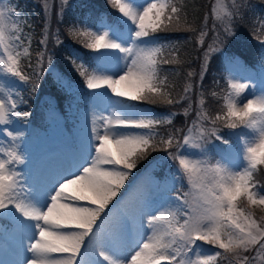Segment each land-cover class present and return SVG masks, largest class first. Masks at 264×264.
I'll list each match as a JSON object with an SVG mask.
<instances>
[{
    "label": "snow or ice",
    "instance_id": "1",
    "mask_svg": "<svg viewBox=\"0 0 264 264\" xmlns=\"http://www.w3.org/2000/svg\"><path fill=\"white\" fill-rule=\"evenodd\" d=\"M109 2L118 14L96 13L89 25L69 29L90 51L81 55L79 49L66 50V59L92 90V100L103 102L107 114H93L90 136L66 167L29 183L22 171L27 162L21 149L24 134L7 127L28 119L27 113L18 110L23 98L13 91L16 85L9 77L24 83L31 80L21 70V57L31 55V38H25L27 47L17 50L24 41L16 10L0 0V125L5 126L0 134L7 138L6 146H0V214L6 213L29 241L30 256L23 264H216L217 258L228 264H254L257 257L245 253L264 252V216L257 220L237 205L244 199L250 206H264V191L255 179L257 174L264 175V89L246 98L242 94L251 86L229 77L222 112L212 116L203 111L201 97L196 120L182 137L172 132L162 135L160 126L171 124L174 114L161 117L139 105L174 104L188 98L191 86L184 88L179 99L169 98L160 65L172 60L165 58L164 47L154 36L179 30L182 9L172 0ZM220 7L222 15L216 19L230 33L235 13ZM55 39L62 43L58 36ZM39 43L47 48V32ZM44 61L45 52H39L41 71ZM47 63L51 70L50 56ZM229 63L237 61L230 58ZM64 78L60 72L58 81ZM36 87L33 84L32 90ZM188 111L185 108L184 114ZM220 121L223 127L240 129L230 133L237 137L234 151L230 139L220 134ZM212 137L227 146L215 163L203 149ZM182 145L201 149L200 157L182 153ZM161 150L176 165L169 191L177 183L183 186L185 180L191 191L173 196L158 208L141 206L135 217L139 227L132 238L127 216L113 214L120 203L116 198L138 163ZM198 241L216 250H205Z\"/></svg>",
    "mask_w": 264,
    "mask_h": 264
},
{
    "label": "trees",
    "instance_id": "2",
    "mask_svg": "<svg viewBox=\"0 0 264 264\" xmlns=\"http://www.w3.org/2000/svg\"><path fill=\"white\" fill-rule=\"evenodd\" d=\"M25 9L34 19L31 30L35 35V43L31 47V55L21 60V70L24 75L30 76L31 80L27 87L38 84L36 91L39 97L45 93L58 101L59 107L66 106L68 94L63 92L51 77L48 71L47 57H51L53 67L69 76L80 77L74 71L72 65L66 59L67 49H79L84 54L88 49L74 39L69 34V29L85 22L87 15L100 13L102 10L111 11L112 7L109 0H22ZM216 0H176L178 7H181V27L179 30H167L157 32L170 37L169 42L164 46V56L172 60L171 63L161 64V76L167 78L169 85L167 91L169 98L179 99L183 95L186 86H191L193 100L187 99L180 103L165 104H143L151 107L162 115L174 114L171 124H163L159 130L162 135L169 132L175 133L178 137L182 136L187 130L192 116L198 110L194 96L197 93L199 98L203 97V111L214 116L222 112L223 104L218 94L221 92L223 76L222 65L230 56L238 55L248 62H254L260 53L258 43L262 35L260 21L264 20V0H238L232 12L235 13L231 23L230 33L221 31L215 21L217 12L214 9ZM207 27V35L201 36V32ZM195 29V31L188 29ZM48 33V43L45 49L40 43L43 34ZM58 36L62 42L56 43L55 37ZM205 38L204 45L200 39ZM210 47L213 48L209 51ZM45 52L43 70L37 63V54ZM171 53V55H169ZM208 53L207 58L205 54ZM207 59L205 68L202 72L203 59ZM29 64L31 66H29ZM48 72V73H47ZM194 73L189 77L188 73ZM37 73L39 74L37 76ZM68 77V76H67ZM81 78V77H80ZM79 78V79H80ZM80 85L83 83L77 81ZM217 93L213 96L212 93ZM29 104L23 106V111L35 112L31 121L38 130L46 129V106L39 98L34 100L28 97ZM191 105V107H189ZM188 108V114H184V109ZM207 122V121H206ZM208 124V123H207ZM220 132L227 131L223 127V122H218ZM179 130V131H178ZM213 139H215L213 137ZM159 154L162 153L158 151ZM164 152V151H163ZM153 156V155H152ZM152 156L139 162L138 165L144 166L152 159ZM255 179L259 182L260 190L264 191V175L257 174ZM258 220L264 216V208L255 212ZM223 251V250H220ZM251 253H245L250 255ZM216 264H228L227 260L217 258Z\"/></svg>",
    "mask_w": 264,
    "mask_h": 264
},
{
    "label": "rangeland",
    "instance_id": "3",
    "mask_svg": "<svg viewBox=\"0 0 264 264\" xmlns=\"http://www.w3.org/2000/svg\"><path fill=\"white\" fill-rule=\"evenodd\" d=\"M22 2L23 1L21 0H3V4L5 7L15 8L17 14L15 19L18 21L23 31L21 40L24 41V43L17 50L22 51L23 47H27L28 43L25 38L30 37L31 52V47L35 43V35L33 33V30H31L34 19H32L28 12L23 9ZM139 2L144 3V0H139ZM237 2L238 0H216V11L222 14L220 5H223L224 10L233 11ZM102 14H105V16H107L108 14L118 13L116 12V9L113 8L111 13L102 12ZM91 20V15H87L85 18V22L76 27H85L90 24ZM25 23L28 25V27L24 26ZM220 28L224 29V26L221 22ZM161 35L162 34L158 33L154 34L155 38L164 39V37H162ZM262 39H264V32L260 39L261 50L259 56L257 57L256 64L258 65H256V69L247 68L242 59L238 57L235 58L237 63H234L233 65H228L229 61L227 62V68L225 69L224 74L223 72L221 73V76H223L222 78L225 80L223 82L222 91L220 92V97L222 98L221 101L223 102V105L225 103L223 97L229 90L227 83L229 77L234 76L241 82L248 83L251 86L250 89L246 90V92L242 94V96L246 98H251L250 93L254 92L256 94H259L261 89H264V87L259 88L257 73V70H259L261 74L260 78L264 79V44H261ZM159 44L162 45L161 42H159ZM81 55L85 54L81 52ZM23 58L24 57H21V60ZM206 63L207 59L205 58L203 59L202 63L203 68H205ZM121 67H123V61H121ZM48 70V72L51 73V77L57 83L58 87L62 89L63 92L69 95L68 100H66L65 106V110L68 114L69 126H65L64 124L65 121L61 114L62 112L58 109V101L56 100V98L54 99L53 97H50L48 92L47 94L45 93V95L39 97V93L36 91L37 87L35 91H33V85L27 87V83L18 81V79L16 78L9 77V82L16 85L13 91L18 92L23 98V102L19 104L18 110L22 113L28 114L27 120L17 121L8 126L7 130H19L24 134L23 141L21 143V149L26 155L27 162L24 166H22V171L28 178L29 183L41 180L47 174V171H50V168H58L60 164H63V166L66 167L69 161L77 155V149L80 147L81 143L86 141L90 136L93 114H107V112L105 111V104L103 102H94L91 98V95L84 96L85 93L87 94L86 85L83 86L77 82L79 81L84 84L82 77L80 78L77 76H69L68 74L63 72L65 74V78L62 81H58V74L62 71L58 70L57 68H51L50 70L49 67ZM30 95L34 100L40 98L42 100V103L47 107V113H45L47 128L41 132L37 131L31 125V122L29 120V117L36 115V113L30 111L25 112L21 110V106L29 104L28 97L30 98ZM195 97L197 98L196 104L198 107L200 99L197 93L195 94ZM244 102H246V99ZM139 107L141 108V110L156 113L158 116H166L160 115L157 111L153 110L149 106L141 104L139 105ZM195 120L196 114L195 116L191 117L188 128L192 126ZM204 123L206 126H210L206 121ZM4 127L5 126L0 125V128ZM229 130L230 133L237 131V129ZM227 139H230V141L232 142L234 151L235 145L237 144V137L235 136ZM219 143L222 142L213 139V137L209 139L208 142L203 145V149L205 151L204 153L206 154V156H210L213 154L212 151H208L207 149H205L206 146ZM6 144L7 138L4 135L0 134V146H6ZM225 148H227V146H225ZM169 151H175V148L169 149ZM180 151L184 154L196 158L198 156V153L201 154V149H194L183 145L181 146ZM71 152L74 154V156L71 155ZM150 156H152V159H154L146 162L144 166L137 165V168L132 170L131 175L125 182V187L121 189V194L116 198V201H119L120 203L117 208L113 209V214L118 215L122 213L127 216V232L132 238L136 237L137 229L139 227L138 221L135 217L138 209L141 206L147 204L154 208H158L173 196L177 194L183 195L182 191L184 188H186L187 192L191 191L190 186L187 184V180L184 181L185 185L187 184L185 187L177 183L176 188L169 191V188H171L172 180L169 181L165 179L163 182H159V174H157L158 171H156V169L159 166V168L163 170L162 172H164L165 177L172 178L171 173L175 171L176 166L174 165L173 161L168 158L166 152L162 151L161 154H159L158 151L151 152L148 157ZM208 158L212 163H215L216 160H212L210 157ZM164 162H169L172 164H167L165 166L162 165ZM170 166L172 167L171 171L170 169H168V167ZM168 170L170 171V173L169 175H166ZM190 198L191 197H189V199ZM116 201H113V203H116ZM237 206L238 208H243L246 212H251L253 218L257 220L258 218L256 217L255 212L264 208V206L260 205L250 206L244 199H242ZM28 243L29 241L25 238V233L23 232V230L17 227L6 213L0 214V264H23L24 260L28 256H30V253L27 252ZM197 243L201 244L205 250H216L213 248V246L206 245L203 242L198 241ZM250 255L257 257V259L254 261V264H264V252L257 253L253 251ZM9 259H11L12 261H9Z\"/></svg>",
    "mask_w": 264,
    "mask_h": 264
},
{
    "label": "bare ground",
    "instance_id": "4",
    "mask_svg": "<svg viewBox=\"0 0 264 264\" xmlns=\"http://www.w3.org/2000/svg\"><path fill=\"white\" fill-rule=\"evenodd\" d=\"M59 167H64V166H63V164H60V165L58 166V168H59ZM52 170H53V169H52V168H50V171H47V173L51 172ZM9 261H12V260H11V259H9Z\"/></svg>",
    "mask_w": 264,
    "mask_h": 264
}]
</instances>
